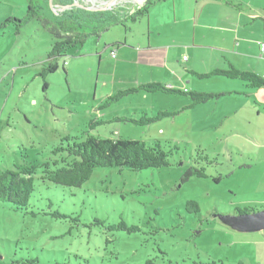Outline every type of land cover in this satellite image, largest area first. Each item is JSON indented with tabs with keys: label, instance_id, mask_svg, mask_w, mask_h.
<instances>
[{
	"label": "rangeland",
	"instance_id": "374dc122",
	"mask_svg": "<svg viewBox=\"0 0 264 264\" xmlns=\"http://www.w3.org/2000/svg\"><path fill=\"white\" fill-rule=\"evenodd\" d=\"M38 1L41 13L52 17V6ZM4 32L0 173L51 161L66 135L157 140L173 154L170 166L160 169L97 168L81 187L37 175L27 210L0 203V264H264V233L243 230L236 219L240 207L264 210V88L251 90L240 79L222 76L196 77L186 84L189 90L225 95L190 107L189 96L137 92L101 107L120 89L139 85L124 67L116 69L119 58L105 51L101 38L91 37L60 58L45 89L39 73L53 36L38 21L19 34L14 26ZM215 47L206 52L224 60L222 48ZM183 55L190 59L189 52ZM183 108L148 125L115 120ZM92 121L102 123L92 128ZM196 159L207 177L183 182ZM190 200L198 202L199 213L187 211ZM55 210L66 217L44 214ZM123 221L139 230L117 228Z\"/></svg>",
	"mask_w": 264,
	"mask_h": 264
},
{
	"label": "trees",
	"instance_id": "16d2710c",
	"mask_svg": "<svg viewBox=\"0 0 264 264\" xmlns=\"http://www.w3.org/2000/svg\"><path fill=\"white\" fill-rule=\"evenodd\" d=\"M27 13L22 18L11 17L4 21L0 30L9 26L15 27L16 34H19L27 24L38 21L53 36L54 42L48 53V61L42 67L39 76L45 81L44 88H48L46 82L50 74L59 69V59L67 57L68 52L79 46H84L91 37H101L110 28L122 25L128 27L131 22L138 21L139 18L149 12L151 6L166 0H147L145 4L134 13L130 14L128 9L116 10H88L80 7H71L72 0H53L54 6L70 7L64 11L54 12L52 17L44 16L41 13V3L38 0H26ZM50 4V0H44ZM54 11V10H53ZM64 61V66H65ZM199 78H209L222 76L229 79H240L249 88H264V78L249 71L239 70L233 65L227 69H215L209 74L195 73ZM144 91L146 93H164L169 95L189 96L192 100L190 107L206 103L212 99L219 98L224 94L202 93L192 90L170 87L161 82H148L137 87H130L119 90L109 96L101 107L109 106L111 102L118 101L122 97ZM184 110H160L153 117H118L115 120L132 122L136 125H148L165 117H173ZM102 123V121H92L90 126ZM178 150L177 146H174ZM56 157L51 161L42 164H31L16 170H6L0 173V203H11L17 210H27L31 197L35 191L36 176L44 182H51L65 187H81L97 168H118L130 169L132 171H143L146 169H160L170 166L169 156L173 150H165L160 141L147 142L143 140L119 138H99L89 135L85 140L66 135L62 137L60 144L55 147ZM208 163H212L207 155L200 157ZM199 159L195 160V166H191L184 174L183 182L192 177H207L206 168L198 166ZM221 177L215 179L219 182ZM52 205H50L51 208ZM188 212H200L197 201L187 202ZM256 211L255 206L237 208L238 215L250 214ZM36 216L35 212H30ZM54 218H65L61 212L55 210L45 212ZM95 223L105 224L104 221L96 219ZM110 228H112L110 226ZM119 229L138 231L136 226L128 227L123 221ZM28 263H36V260H29ZM146 264H153L148 260Z\"/></svg>",
	"mask_w": 264,
	"mask_h": 264
},
{
	"label": "crops",
	"instance_id": "0c3cea01",
	"mask_svg": "<svg viewBox=\"0 0 264 264\" xmlns=\"http://www.w3.org/2000/svg\"><path fill=\"white\" fill-rule=\"evenodd\" d=\"M27 6L26 0H0V26L11 17H24ZM120 27L124 29L122 32L116 30ZM255 29H259L258 35ZM104 34L110 36L102 34L98 39L104 42L105 51L110 50V54L116 51L119 58L116 69L124 67L129 76L138 79L139 85L161 82L189 90L186 84L192 78H199L195 73L209 74L229 65L264 78V0L161 1L127 28L117 25ZM245 35L248 37H241ZM216 41L229 46L213 44ZM215 46L222 48L219 50L224 60L206 52L215 51ZM184 52H189V60L185 59ZM103 56L100 55L101 61ZM256 210L259 209L256 207Z\"/></svg>",
	"mask_w": 264,
	"mask_h": 264
},
{
	"label": "built area",
	"instance_id": "2783aa9c",
	"mask_svg": "<svg viewBox=\"0 0 264 264\" xmlns=\"http://www.w3.org/2000/svg\"><path fill=\"white\" fill-rule=\"evenodd\" d=\"M146 1L144 0H72V4L75 7L85 8L88 10H100L106 7V10H116L119 8L128 9L130 14L134 13L136 10L140 9ZM66 7L56 6L53 8L54 12L64 11ZM262 51H264V44H262ZM113 57L116 53L112 52ZM66 65V62H65Z\"/></svg>",
	"mask_w": 264,
	"mask_h": 264
},
{
	"label": "water",
	"instance_id": "95a60500",
	"mask_svg": "<svg viewBox=\"0 0 264 264\" xmlns=\"http://www.w3.org/2000/svg\"><path fill=\"white\" fill-rule=\"evenodd\" d=\"M147 1V0H144ZM50 4L52 8H55L53 4V0H50ZM75 4H72L71 7H75ZM70 8V7H66ZM106 7H103L100 10H106ZM238 223L244 229L248 230H264V210L263 211H255L250 214L239 215L237 218Z\"/></svg>",
	"mask_w": 264,
	"mask_h": 264
},
{
	"label": "flooded vegetation",
	"instance_id": "af4514ba",
	"mask_svg": "<svg viewBox=\"0 0 264 264\" xmlns=\"http://www.w3.org/2000/svg\"><path fill=\"white\" fill-rule=\"evenodd\" d=\"M256 211H260V210H256ZM261 211H263V210H261Z\"/></svg>",
	"mask_w": 264,
	"mask_h": 264
}]
</instances>
